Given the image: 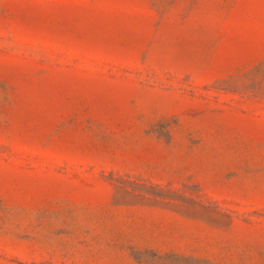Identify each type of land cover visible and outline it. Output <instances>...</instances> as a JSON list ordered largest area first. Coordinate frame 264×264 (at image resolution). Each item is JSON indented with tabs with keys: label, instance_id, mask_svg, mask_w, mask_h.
Listing matches in <instances>:
<instances>
[{
	"label": "rangeland",
	"instance_id": "1",
	"mask_svg": "<svg viewBox=\"0 0 264 264\" xmlns=\"http://www.w3.org/2000/svg\"><path fill=\"white\" fill-rule=\"evenodd\" d=\"M0 264H264V0H0Z\"/></svg>",
	"mask_w": 264,
	"mask_h": 264
}]
</instances>
